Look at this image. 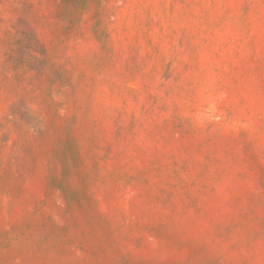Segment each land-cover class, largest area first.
<instances>
[{"label":"rangeland","instance_id":"obj_1","mask_svg":"<svg viewBox=\"0 0 264 264\" xmlns=\"http://www.w3.org/2000/svg\"><path fill=\"white\" fill-rule=\"evenodd\" d=\"M0 264H264V0H0Z\"/></svg>","mask_w":264,"mask_h":264}]
</instances>
